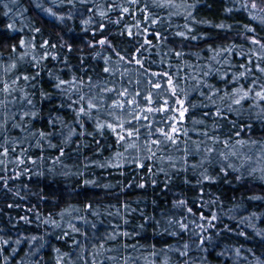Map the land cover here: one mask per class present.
<instances>
[{
  "label": "trees",
  "instance_id": "16d2710c",
  "mask_svg": "<svg viewBox=\"0 0 264 264\" xmlns=\"http://www.w3.org/2000/svg\"><path fill=\"white\" fill-rule=\"evenodd\" d=\"M154 1L166 8L15 0L23 54L14 70L0 71V91L30 112L21 148L54 169L0 170V235L40 243L20 264H57L66 251L84 261L101 250L118 264H264V100L256 95H264V0ZM21 35L0 10V59ZM178 99L188 111L173 144L158 131L171 130L173 111L143 110ZM12 131L0 118L7 150ZM242 154L262 174L212 163ZM10 246L1 242L0 262L16 260Z\"/></svg>",
  "mask_w": 264,
  "mask_h": 264
},
{
  "label": "rangeland",
  "instance_id": "374dc122",
  "mask_svg": "<svg viewBox=\"0 0 264 264\" xmlns=\"http://www.w3.org/2000/svg\"><path fill=\"white\" fill-rule=\"evenodd\" d=\"M147 1L149 2H146V4L142 3L141 7H139V9H143L145 14L148 13L150 5L152 7V12L154 13L156 12V9H159L161 12L163 9L166 8L164 4H159L160 2H158L159 5H157L154 3L155 2L154 0L152 1L147 0ZM112 3L113 2H109L108 4L109 8L112 6ZM174 6L176 10H179L180 12H182L183 8L181 4L175 3ZM125 9L126 7L121 8V10H125ZM0 10L2 14L3 13L5 14V19L7 20L9 29L18 30L21 35V31H24L23 20L21 19V12L18 6L15 4V0H0ZM126 12L127 11H125V13ZM180 12H177V13H180ZM23 37H24V34L20 36L16 45H13L12 47H10L7 58L0 59V71L4 70V72L6 71L9 72L15 69L17 61L21 59V56L23 54L24 45L21 43V41L24 39ZM3 81H4V78H3ZM3 93H4L3 90L0 91V118L2 120L3 125L13 128L12 133H13V138H14V142H13L14 146L11 150H7L3 146H0V170L4 171L5 173L9 171L11 174L18 175L20 173L28 174L31 172L32 168H34V171H36L38 168L41 167V168H47L48 173H51V171L54 170L52 169V163H53L52 161H48V162L45 161L44 163L42 159H40L41 157L39 158L40 155L38 151L37 153L33 151L30 154H28L27 151L25 152V148L22 149L21 146L19 145L20 142L29 141L28 138L22 139V137L20 136L22 130H24L25 132V129H23V127H21L20 124H22L23 126H27L26 118H29L27 114H29L30 112L26 111L27 114L25 113V107L22 104L23 101L17 99L18 97L16 96L6 97V96H3ZM19 103L22 105L21 107H18ZM174 105H178V104H174ZM174 105L172 106L173 109L180 108L179 105H178L179 107L174 106ZM163 106L164 104H161L160 108ZM173 114L174 115L172 117H176V120H172L171 125L175 124L176 126H178V123H182V121H180V118H179V112L173 111ZM16 136L18 137V139H15ZM241 140H234L233 143L235 142L238 145L239 144L238 142H240ZM222 141L226 142L224 139ZM189 142L185 144H180L179 146H175L173 148H170L169 152L170 151L175 152L179 148L190 149ZM228 144L229 143H226L224 145V148H226ZM239 157L240 158H236L230 155L229 156L225 155L221 159H217L213 161L212 163L214 165L221 164L222 166L226 164L227 166H229L227 167L228 169L232 168L234 170L237 169V170H242V171H249L250 169L257 170L258 168L259 171L257 170V174H259V172L260 174H262V172L264 173V171L261 172V169H260L261 166L259 165V162L256 161L254 158H250L249 155H245V154H242ZM262 158H264V156L261 157V160L264 162V159ZM199 164L200 163L194 164V166H198ZM62 221L63 220L58 219V222L60 224L62 223ZM4 230L5 232L7 231V234H9L8 229L5 228ZM32 231L33 233L35 232L34 229ZM12 234L14 233L13 232L10 233V235ZM2 237L4 236L0 235V241L2 243H5V241H7V243L11 245L10 248L8 249V252L13 253L16 251L15 252L16 260L10 261V259L7 258L4 262H0V264H5V263L20 264V259L22 256H26V257L31 256L29 257L28 261H32L34 257L37 255L38 249L40 247V243L37 241H32L33 235L21 234L20 238L13 237L12 239L11 238L4 239ZM101 251H102V257H100L99 255H96L98 257L97 258L92 255V256H89V258H86V260L84 261L82 260L80 256H73L70 254V252H67V251L61 252L62 257H59V253H57L54 256L55 258L54 261H56L57 264H118L117 262L114 263L113 261H110L111 256L108 255L105 250H101ZM63 260H64V263H63ZM102 261H106V263H103ZM25 262H26V258H25ZM119 264H122V263H119ZM130 264H135V263H130Z\"/></svg>",
  "mask_w": 264,
  "mask_h": 264
},
{
  "label": "snow or ice",
  "instance_id": "6c2138e0",
  "mask_svg": "<svg viewBox=\"0 0 264 264\" xmlns=\"http://www.w3.org/2000/svg\"><path fill=\"white\" fill-rule=\"evenodd\" d=\"M253 7H255V5H253ZM125 11H127V9H125ZM181 35H183V34L181 33ZM257 42H258V41H255V40L253 41V43H257ZM21 43L23 44L24 42L21 41ZM101 43H104V41H101ZM137 63H139V61H137ZM105 71H108V69H105ZM154 75H155V74H154ZM241 75H244V74L241 73ZM61 83H63V81H62ZM168 84H169V86H170V90H171L172 95L175 96V95L177 94V87L173 84L172 78H171L170 76H169V78H168ZM57 87H59V85H57ZM154 87H156V88H160L161 85H160L159 83H156V84H154ZM108 91H111V90L109 89ZM126 92H127V90H125V92L120 93V95H121V96H124V95H126ZM137 95H139V93H137ZM256 95H257L258 97H260L261 100H264V95H261V93L258 92V93H256ZM247 96H248V93L245 92L244 95L241 97V99H244V98H246ZM81 99H83V97H81ZM146 99L148 100V103H149V104H152V103H153V100H152L151 95H149ZM233 102L236 103V104H239V103H240V100H235V101H233ZM127 103H129V104H133V103H135V100L133 99V100H131V101H127ZM175 103L178 104V105L180 106L179 109H173V108H170V107H169V102H168V100H165V102H164V106H163V107H161V108H159V109H154V108H152V107H148V108L144 109L143 111H145V112H149V113L154 112V111H162V112H166V111H178V112H179V118H180V121H183V119H184V117H185V113L188 111V108L184 107V103H185V101L182 100V99H178V100L175 101ZM88 107H89V108H94L95 105H94L93 103L89 102ZM112 107H113V108H123V107H124V104L121 103V102H116V103H114V104L112 105ZM83 111H84V109H81V112H83ZM216 114H217V115L220 114V110H219V109H217V113H216ZM141 118H143V119H148L147 116L141 117V116L138 115V116L135 117V119H137V120H139V119H141ZM171 119H172V120H176V117H172ZM123 123H124V122H121L120 125H119V127L121 128V130H123ZM129 123H130V122H129ZM101 127H103V125H101ZM107 127L111 128L113 132L116 131V127H114L112 124L107 125ZM158 131H159V133H160L162 136L165 137L166 140L171 141L173 144H175V143L177 142L176 139H175L174 137L179 133V129H178V127H177L175 124L172 125L170 131H165V129H163V128L158 129ZM137 132H138V129H137ZM134 134H135V133L132 132V131L128 132V136H129V137L133 136ZM124 139H125V137H124L123 135L119 136V140H120V141H123ZM153 143H154V144H158V143H160V141L155 140V141H153ZM129 147H135V145H134V144H130Z\"/></svg>",
  "mask_w": 264,
  "mask_h": 264
}]
</instances>
